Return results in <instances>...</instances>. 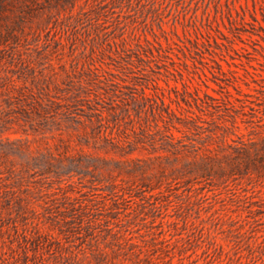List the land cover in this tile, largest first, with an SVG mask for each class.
I'll return each instance as SVG.
<instances>
[{"label": "rangeland", "instance_id": "obj_1", "mask_svg": "<svg viewBox=\"0 0 264 264\" xmlns=\"http://www.w3.org/2000/svg\"><path fill=\"white\" fill-rule=\"evenodd\" d=\"M0 264H264V0H0Z\"/></svg>", "mask_w": 264, "mask_h": 264}]
</instances>
